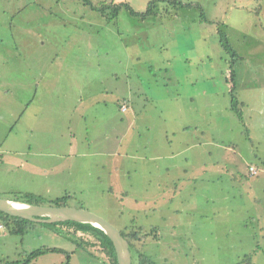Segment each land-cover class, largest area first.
Listing matches in <instances>:
<instances>
[{"label":"rangeland","instance_id":"374dc122","mask_svg":"<svg viewBox=\"0 0 264 264\" xmlns=\"http://www.w3.org/2000/svg\"><path fill=\"white\" fill-rule=\"evenodd\" d=\"M150 1L0 0V197L139 228L156 264H264V0ZM55 228L0 225V264H108Z\"/></svg>","mask_w":264,"mask_h":264},{"label":"trees","instance_id":"16d2710c","mask_svg":"<svg viewBox=\"0 0 264 264\" xmlns=\"http://www.w3.org/2000/svg\"><path fill=\"white\" fill-rule=\"evenodd\" d=\"M83 1L85 3L90 4V0H83ZM161 1H165V0H152V1H150L148 4V7L144 13L135 12L133 9H130L131 14H133L135 16H143V17L154 14L155 13L154 10H155L156 5ZM167 1L169 2L170 5L172 3L175 5L178 4L180 6L183 5V3H181L180 1H176V0H167ZM107 7L111 8V9L114 8V14H118L119 10L124 8V7L129 8L128 5H124V4H120V5L109 4V5H102L99 7L95 6L94 8L97 9L99 12L104 13V11L107 9ZM220 42L222 44V47H224V49L231 50V48L229 46L228 39L226 38V35L224 33H220ZM232 97H233L232 109L234 111H236L237 114L241 117V113L238 110V108L236 107L238 101L235 99L234 96H232ZM12 199L24 201V202L31 203V204H37V205L41 204L39 201L40 198L38 196L30 193V192L16 194L15 197ZM63 199L64 198H59V199L55 200L54 202H52L51 205L65 206ZM38 223H40V222H33V221H30V220H27V219H24L21 217L11 216L7 213L0 211V225L3 227H6V229L9 230V232L12 234L22 235L27 229H30V227H32V228L35 227ZM40 224L43 226L54 227V228L59 227V226L72 227L75 231H81V232L90 234L99 243V245L102 248V251H104V253L106 254V256L108 258V264H118L113 243L110 240V238L104 233V231L101 230L100 228L95 227L89 223H81V222H75V221H63V222L40 223ZM58 229L55 228L54 231L56 233H59ZM121 233L124 236V238L129 242V247H130V250L132 253V258H133V256H135L137 259L136 264H156L150 257L146 256L138 248H136V240L139 237L144 238L145 236L148 235V233L140 230L139 228L131 229L128 232L123 231ZM87 243L93 244V243H89L88 241H87ZM80 245L81 244L79 243V246ZM51 252H58V253L66 254L68 261H69L70 255L68 254V252H66L63 249L54 248V247L39 248L32 253L31 257L35 258V257H38L42 254L51 253ZM240 264H252L251 256L248 255V256L244 257V259H242Z\"/></svg>","mask_w":264,"mask_h":264},{"label":"water","instance_id":"95a60500","mask_svg":"<svg viewBox=\"0 0 264 264\" xmlns=\"http://www.w3.org/2000/svg\"><path fill=\"white\" fill-rule=\"evenodd\" d=\"M0 211L11 216L40 223L63 221L89 223L103 230L110 238L114 246L118 264H132V253L129 242L124 238L121 231L104 218L88 210L51 204L37 205L12 198L0 197Z\"/></svg>","mask_w":264,"mask_h":264},{"label":"built area","instance_id":"2783aa9c","mask_svg":"<svg viewBox=\"0 0 264 264\" xmlns=\"http://www.w3.org/2000/svg\"><path fill=\"white\" fill-rule=\"evenodd\" d=\"M122 108L126 109V107L124 105L122 106ZM250 172H251V174L254 175V174H256V169H254L253 167H250Z\"/></svg>","mask_w":264,"mask_h":264},{"label":"crops","instance_id":"0c3cea01","mask_svg":"<svg viewBox=\"0 0 264 264\" xmlns=\"http://www.w3.org/2000/svg\"><path fill=\"white\" fill-rule=\"evenodd\" d=\"M264 163V162H263ZM252 167V166H251ZM251 173V172H250Z\"/></svg>","mask_w":264,"mask_h":264}]
</instances>
